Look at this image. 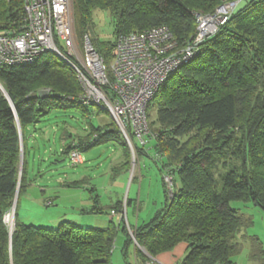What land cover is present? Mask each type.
I'll return each instance as SVG.
<instances>
[{"label":"trees","instance_id":"obj_1","mask_svg":"<svg viewBox=\"0 0 264 264\" xmlns=\"http://www.w3.org/2000/svg\"><path fill=\"white\" fill-rule=\"evenodd\" d=\"M224 2L73 0L75 30L83 39L92 13L105 10L115 37L165 26L183 44L195 34L196 14H211ZM237 6L226 23L202 41L196 56L169 74L147 105L148 119L152 104L156 119L148 124L146 144L154 140L159 169L171 177L172 186L170 195L165 186L162 211L142 227L111 221L104 228L83 229L67 221L57 229H46L24 225L15 215L9 234L4 216L17 188L21 192L26 183L24 163L19 180V129L24 150L31 130L36 132V125L51 111L79 113L89 122L88 133L77 139L66 133L62 154L69 157L73 150L116 142L123 149L118 174L128 170L130 152L114 121L90 124V118L105 110L82 102L75 72L52 54L44 53L30 64L0 66V264H111L118 230L127 233L128 241H132L128 232L132 233L137 245L153 258L183 243L187 255L182 264H234L245 239L242 232L251 220L230 208V201L252 202L264 210V158H256L263 164L260 167L250 164L256 157L254 136L259 132L264 140V0ZM22 17L23 0H0V31L17 27ZM91 43L108 65L113 42L99 43L94 38ZM40 88L48 93L35 94ZM235 129L239 142L232 138ZM227 141L237 143L230 155L241 156L244 168L219 174L214 153L221 154ZM146 144L133 140L137 157L144 154ZM116 204L114 210L120 211L121 202ZM249 245L250 264H264L262 243L251 238ZM138 253L135 262L145 263L148 257Z\"/></svg>","mask_w":264,"mask_h":264},{"label":"rangeland","instance_id":"obj_2","mask_svg":"<svg viewBox=\"0 0 264 264\" xmlns=\"http://www.w3.org/2000/svg\"><path fill=\"white\" fill-rule=\"evenodd\" d=\"M248 1L243 0L237 5L241 7ZM91 19L88 31L91 42H94V38L99 43L114 42L116 37L108 11L95 10ZM54 59L60 62L58 58L54 57ZM34 93L47 94L48 90L40 88ZM148 115L149 122H154L155 105L149 107ZM90 121L93 126L113 123L112 117L105 111L93 116ZM88 125V120L82 118L79 113L53 110L36 125V132L31 130L32 136L30 134L25 140L24 150L19 129V139H21L19 140V180L24 163L26 183L21 192L17 188L13 203L4 216L9 232L13 230L15 215L18 222L27 226L57 229L61 222L70 221L86 229L104 228L110 207L117 202H121L126 209V216L123 208L120 211L115 210L118 223L123 221L127 227L128 225L134 227L135 224L137 227H142L162 211L166 203L164 190L167 185L164 182V174L159 169L154 140L148 139L144 154L138 157L137 150L128 145L129 168L118 174L116 171L123 162L121 159L123 149L121 145L112 141L100 142L86 150H81L82 163L73 166L69 157L61 153L63 138L66 133L72 139L84 137L88 133ZM233 132L232 138L239 142L241 137L238 129ZM258 135L261 134L258 132ZM259 136L255 135L253 138V151L256 157L249 161L253 164L252 167H260L264 164L256 160L258 157L264 158V140H260ZM69 140L70 138L67 137V141ZM227 142V148L222 149L221 154L214 153L216 172L219 174L230 169L244 168L241 156L233 158L230 155L235 151L237 143ZM241 147L243 148V145ZM167 191L170 195L171 190L167 188ZM126 200H129L127 204ZM229 206L251 220V225L242 232L245 239L241 240V251L233 258L234 264H250L249 240L258 239L264 250V210L252 202L238 200L230 201ZM98 210L101 212L99 213ZM8 215H12V220L6 219ZM128 234L132 240V233L128 232ZM128 240L127 233L121 230L115 234L110 256L111 264H135V253L138 252L147 256L137 242L135 245L133 240ZM186 255V246L180 243L171 251L157 255L155 259L159 264H166L167 262H163L166 259L169 260L168 264H182Z\"/></svg>","mask_w":264,"mask_h":264},{"label":"built area","instance_id":"obj_3","mask_svg":"<svg viewBox=\"0 0 264 264\" xmlns=\"http://www.w3.org/2000/svg\"><path fill=\"white\" fill-rule=\"evenodd\" d=\"M240 1L225 0L211 14H196L195 34L183 44L165 26L120 34L106 65L89 35L78 38L72 0H23L21 24L0 31V66L30 64L52 54L75 72L82 102L108 112L130 148L133 140L144 146L148 103L169 74L189 63L202 41L226 23ZM69 160L81 164L80 152L71 151ZM164 182L171 190V177L164 176ZM147 257L142 264H159Z\"/></svg>","mask_w":264,"mask_h":264},{"label":"crops","instance_id":"obj_4","mask_svg":"<svg viewBox=\"0 0 264 264\" xmlns=\"http://www.w3.org/2000/svg\"><path fill=\"white\" fill-rule=\"evenodd\" d=\"M50 202H48V204H49ZM117 205V204H116ZM116 205H112L110 208V211H109V213L107 214V223H106V226L111 222V221H113V222H115V223H118V219H117V214H116V212H115V210H114V207L116 206ZM121 208H123L124 209V215L126 216V209H125V207H123V204L121 203ZM98 212L100 213L101 211L100 210H98ZM127 221H129V219H127ZM70 222V221H69ZM74 224V223H73ZM105 226V227H106ZM129 227H130V225H128ZM134 227H137V224H135L134 225ZM134 227H132V228H134ZM119 231V230H118ZM163 260V259H162ZM163 262H167L166 264H168V262H169V260L168 259H166L165 261L163 260Z\"/></svg>","mask_w":264,"mask_h":264},{"label":"water","instance_id":"obj_5","mask_svg":"<svg viewBox=\"0 0 264 264\" xmlns=\"http://www.w3.org/2000/svg\"><path fill=\"white\" fill-rule=\"evenodd\" d=\"M1 89H2V88H1ZM2 90H3V89H2ZM5 95H6V94H5ZM52 96H56V97H57V96H58V94H52ZM6 97L8 98V96H7V95H6ZM19 133H20V132H19ZM20 140H21V139H20ZM169 193L171 194V191H169ZM11 233H12V231H10V232H9V234H11Z\"/></svg>","mask_w":264,"mask_h":264},{"label":"bare ground","instance_id":"obj_6","mask_svg":"<svg viewBox=\"0 0 264 264\" xmlns=\"http://www.w3.org/2000/svg\"><path fill=\"white\" fill-rule=\"evenodd\" d=\"M11 216H12V215H8L6 219H7V220H12V217H11Z\"/></svg>","mask_w":264,"mask_h":264}]
</instances>
